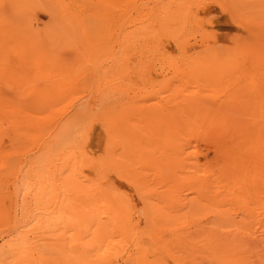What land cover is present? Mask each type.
Segmentation results:
<instances>
[{
    "label": "rangeland",
    "instance_id": "rangeland-1",
    "mask_svg": "<svg viewBox=\"0 0 264 264\" xmlns=\"http://www.w3.org/2000/svg\"><path fill=\"white\" fill-rule=\"evenodd\" d=\"M0 135V264H264V0H0Z\"/></svg>",
    "mask_w": 264,
    "mask_h": 264
},
{
    "label": "bare ground",
    "instance_id": "bare-ground-1",
    "mask_svg": "<svg viewBox=\"0 0 264 264\" xmlns=\"http://www.w3.org/2000/svg\"><path fill=\"white\" fill-rule=\"evenodd\" d=\"M233 19H234V18H233ZM234 20H235V19H234ZM56 96H57V95H56ZM56 96H55V97H56ZM52 97H53V96H52ZM55 97H54V98H55ZM57 97H58V99H55V101H57V100L61 101L60 99L63 98V96H62V98H59V96H57ZM41 98H42V97H41ZM44 98H45V97H44ZM48 98H49V97H48ZM48 98H47V99H43V98H42V99H43V102H47V101H49V100L51 99V98H49V100H48ZM54 98H53V99H54ZM39 100H40V99H39ZM105 100H106V99H105ZM108 100H109V99H108ZM108 100L106 101V103H108ZM41 101H42V100H41ZM41 101H39V102H41ZM55 101H54V102H55ZM59 101L55 102V104L58 103ZM39 102L36 101V103H38V104H39ZM34 103H35V101H34ZM36 103H35V105H36ZM41 103H42V102H41ZM49 103H50V101L48 102V104L46 103L47 105H45V104H44V105H45V106H48V105L51 106V104H52L53 102H51L50 104H49ZM79 103H80V102H79ZM104 103H105V102H104V100H103V105H104ZM38 104H37V105H38ZM42 104H43V103H42ZM55 104H53V105H55ZM81 104H82V102H81ZM99 104H100V103H99ZM99 104H98V105H99ZM108 104H109V103H108ZM79 105H80V104H79ZM83 105H84V104L80 105L81 108H82ZM98 105H97V106H98ZM101 105H102V104H101ZM103 105H102V107H103ZM38 106H39V105H38ZM42 106H43V105H42ZM45 106H43L44 109H46ZM80 106H77V108L79 109ZM86 106H87V105H86ZM36 107H37V106H35V108H36ZM52 107H53V106H52ZM88 107H89V106H88ZM90 107H91V106H90ZM9 108H10V107H9ZM19 108H21V106H20ZM22 108H23V107H22ZM35 108H34V109H35ZM75 108H76V107H75ZM77 108H76V109H77ZM83 108H85V106H83ZM83 108H82V109H83ZM86 108H87V107H86ZM96 108H99V107H96ZM34 109H33V110H34ZM38 109H39V107H38ZM76 109H74V110H76ZM78 109H77V110H78ZM82 109H81V110H82ZM101 109H102V108H101ZM54 110H55V109H54ZM54 110H53V111H54ZM83 110H84V109H83ZM107 110H108V107H107ZM19 111H21V109H20ZM19 111H18V113H19ZM26 111H27V110H25L24 112H26ZM51 111H52V110H51ZM102 111H103V110H102ZM109 111H113V109H112V110L110 109V110H108L107 112H109ZM29 112H30V111H29ZM29 112H28V115L30 114ZM39 112H40V111H39ZM41 112H42V111H41ZM81 112H82V111H81ZM105 112H106V111H105ZM107 112H106V114H107ZM34 113H35V112H34ZM36 113H38V112H36ZM47 113H48V116H49V111H47ZM50 113H51V112H50ZM98 113H99V112H98ZM44 114H45V113H44ZM51 114H52V113H51ZM26 115H27V114H26ZM45 115H46V114H45ZM97 115H98V114H97ZM108 115H109V113H108ZM108 115H107V116H108ZM111 115H112V114H111ZM113 115H114V114H113ZM113 115H112V117L110 118L111 120H113ZM22 116H23V114H22ZM79 116H80V115H79ZM79 116H78V117H79ZM100 116H101V115H100ZM100 116H98V117L100 118ZM114 116H115V115H114ZM15 117L17 118V116H15ZM32 117H34V116H32ZM39 117H40V116H39ZM39 117L37 116V118H39ZM41 117H42V116H41ZM96 117H97V116H96ZM16 118H15V119H16ZM19 118H20V117H19ZM19 118H17V119L19 120ZM29 118H30V116H29ZM79 118H80V117H79ZM104 118H105V117H104ZM22 119H23V118H22ZM105 119H106V118H105ZM114 119H115V118H114ZM20 120H21V119H20ZM20 120H19V122H20ZM30 120H31V119H30ZM30 120H29V121H30ZM33 120H34V119H33ZM35 120H36V119H35ZM39 120H40V119H39ZM103 120H104V119H103ZM41 121H42V120H41ZM100 121H101V120H100ZM107 121H108V120H107ZM107 121H106V122H107ZM113 121H114V120H113ZM16 122H17V121H16ZM31 122H32V121H30V124L32 125L34 122H33V123H31ZM108 122H109V121H108ZM110 122H111V121H110ZM110 122H109V123H110ZM20 123H22V122H20ZM36 123H37V122H36ZM102 123H103V122H102ZM114 123H115V121H114ZM115 124H116V123H115ZM20 125H21V124H20ZM34 125H35V123H34ZM104 125H105V124H104ZM61 126H62V125H61ZM61 126H60V127H61ZM30 127H31V126H30ZM109 127H111V126L109 125ZM112 127H113V125H112ZM90 128H92V127H90ZM116 128H117V127H116ZM29 129H31V128H29ZM32 129H33V128H32ZM32 129H31V130H32ZM99 129H100V128H99ZM111 130H112V129H111ZM111 130H110V131H111ZM43 131H44V130H43ZM57 131H58V130H57ZM59 131H60V130H59ZM62 131H63V129L61 130V132H62ZM101 131H102V130H101ZM48 132H49V131H48ZM48 132H47V133H48ZM64 132H65V131H64ZM52 133H54V131H53ZM59 133H60V132H59ZM59 133H58V134H59ZM65 133H66V132H65ZM96 133H97V132H96V130H95V134H96ZM112 133H113V130H112ZM30 134H31V132H30ZM39 134H40V133H39ZM39 134H38V135H39ZM59 135H60V134H59ZM64 135H65V134H64ZM0 136H1V135H0ZM100 136H101V135H100ZM120 136H121V135H120ZM47 137H48V135H47ZM28 138H29V135H28ZM31 138H32V137H31ZM48 138H49V137H48ZM51 138H52V137H51ZM115 139H116V138H115ZM0 140H1V137H0ZM33 140H34V139H32V142H33ZM87 140H88V139H87ZM92 140H93V139H92ZM94 140H95V139H94ZM108 140H109V139H108ZM111 140H112V139H111ZM46 141H47V140H46ZM46 141H43V142H46ZM95 141H96V140H95ZM99 141H100V140H99ZM123 141H124V140H123ZM1 142H2V141H1ZM34 142H35V141H34ZM48 142H49V141H48ZM48 142H47V143H48ZM111 142H112V141H111ZM87 143H88V142H87ZM113 143H114V141H113ZM43 144H45V143H43ZM49 144H50V143H49ZM53 144H54V143H53ZM63 144H64V143H63ZM89 144H90V143H89ZM106 144H107V143H106ZM0 145H1V144H0ZM8 145H9V144H8ZM8 145H7V146H8ZM58 145H59V143H58ZM114 145H116V144H113L112 147H114ZM124 145H125V144H124ZM90 146H91V145H90ZM97 146H98V145H97ZM109 146H110V143H109ZM1 147H2V146H1ZM1 147H0V148H1ZM3 147L5 148L6 146H3ZM3 147L1 148V150L4 149ZM50 147H51V146H50ZM105 147H106V146H104V148H105ZM112 147H110V148H112ZM115 147H116V146H115ZM43 148H46V145H45V147H43ZM43 148H42V151H43ZM47 148H49V147L47 146ZM94 148L96 149V147H94ZM104 148H103V149H104ZM6 149H7V148H6ZM113 149H114V148H113ZM115 149H116V148H115ZM115 149H114V150H115ZM48 150H49V149H48ZM99 150H100V149H99ZM42 151H41V152H42ZM89 151H90V150H89ZM89 151H88V153H90ZM93 151H94V150H93ZM95 151H96V150H95ZM95 151H94V152H95ZM105 151H106V150H105ZM111 151H112V150H111ZM41 152H40V150H39V153H41ZM83 152H84V151H83ZM99 152H101V151H99ZM113 152H114V151H113ZM43 153H45V151H44ZM43 153L41 154V156L44 155ZM110 153H112V152H110ZM110 153H109V154H110ZM46 154H47V157H48L49 155H48L47 152H46ZM51 154H52V153H51ZM90 154H91V153H90ZM100 154H101V153H100ZM113 154H114V153H113ZM39 155H40V154H39ZM86 155H87V154H86ZM86 155H85V156H86ZM71 156H73V155H71ZM47 157H46V158H47ZM34 158H35V157H34ZM38 158H40V157L38 156ZM42 158H43V157H42ZM44 158H45V157H44ZM91 158H92V157H91ZM109 158H110V157H109ZM109 158H108V161H109ZM115 158H116V156H115ZM92 159H93V158H92ZM102 159H103V158H102ZM37 161H38V159H36V161H34V162H37ZM45 161H46V159H45ZM104 161H105V159H104ZM106 161H107V159H106ZM116 161H117V159H116ZM52 162H53V161H52ZM70 162H71V161H70ZM101 162H102V161H101ZM112 162H114V161H112ZM39 163H40V162H39ZM42 163H43V162H42ZM54 163H55V162H54ZM97 163H98V162H97ZM30 164L32 165L33 163H31V161H30ZM51 164H53V163H51ZM67 164H68V163H66V165H67ZM72 164H73V163L71 162V166H72ZM110 164H111V163H110ZM114 164H115V162H114ZM116 164H117V163H116ZM31 165H30V168H31ZM38 165H39V164H38ZM38 165H37V168H38V167H41V163H40V166H38ZM45 165H46V164H45ZM47 165H48V162H47ZM47 165H46V166H47ZM66 165H63V166H66ZM33 166H35V164H33ZM42 166L44 167V164H43ZM111 166H112V165H111ZM115 166H116V165H115ZM28 167H29V166H27V168H28ZM43 167H41V168H43ZM47 167H48V166H47ZM51 167H52V166H51ZM72 167H73V166H72ZM98 167H99V165H98ZM101 167H102V166H101ZM104 167H105V166H104ZM116 167H117V166H116ZM116 167H115V168H116ZM33 168H34V167H33ZM35 168H36V167H35ZM35 168H34V169H35ZM41 168H40V169H41ZM69 168H70V167H69ZM115 168H114V169H115ZM38 169H39V168H38ZM62 169H63V168H62ZM62 169L59 168L58 170H62ZM65 169H66V167H65ZM98 169H100V168H98ZM118 169H119V168H118ZM31 170H32V172L34 173L33 169H31ZM36 170H37V169H36ZM43 170H45V167L43 168ZM43 170H42V171H43ZM50 170H54V169H50ZM72 170H73V169H72ZM108 170H109V169H108ZM28 171H29V169H28ZM38 171H39V170H37V171L35 172V176H36V173H37ZM40 171H41V170H40ZM40 171H39V172H40ZM42 171H41V172H42ZM48 171H49V170H48ZM64 171H65V170H64ZM64 171H63V172H64ZM97 171H98V170H97ZM109 171H111V170H109ZM17 172H18V171H17ZM24 172H26V171H24ZM24 172H23V173H24ZM41 172H40V174H41ZM46 172H47V171H46ZM72 172H73V171H72ZM99 172H100V171H99ZM116 172H117V171H115V173H116ZM49 173L51 174V172H48V174H49ZM60 173H61V172H60ZM75 173H76V172H75ZM108 173H109V172H108ZM38 174H39V173H38ZM48 174H46V175H48ZM53 174H54V173H53ZM61 174H62V173H61ZM63 174H64V173H63ZM69 174H70V173H69ZM100 174H101V173H100ZM112 174H113V173H112ZM112 174H111V175H112ZM22 175H23V174H22ZM26 175H28V174L26 173ZM72 175H73V173H72ZM80 175H81V174H80ZM23 176H25V173H24ZM23 176H21V177H23ZM31 176H32V174L30 175V177H31ZM48 176H49V175H48ZM48 176H47V177H48ZM73 176H74V175H73ZM75 176H76V174H75ZM77 176H78V175H77ZM83 176H84V175H83ZM99 176H100V175H99ZM114 176H115V174H114ZM25 177H26V176H25ZM25 177H23V178L25 179ZM40 177H41V176H40ZM100 177H101V176H100ZM23 178H22V180H21V184H22L23 181H26V182H24L25 184L29 183V182H27V181L30 179L29 176H28V178L26 177V178H27L26 180H24ZM36 178H37V177H36ZM73 178H74V177H73ZM75 178H76V177H75ZM64 179H66V176H65ZM79 179H80V178H79ZM81 179H82V178H81ZM39 180H40V178H39ZM66 180H67V179H66ZM76 180H77V178H76ZM76 180H75V182H76ZM82 180H83V179H82ZM29 181H30V180H29ZM40 181H41V180H40ZM43 181H44V180H43ZM78 181H81V180H78ZM78 181H77V182H78ZM84 181H85V180H84ZM89 181H90V180H89ZM99 181H100V180H99ZM41 182H42V181H41ZM44 182H45V181H44ZM72 182H73V181H72ZM77 182H76V183H77ZM82 182H83V181H82ZM82 182H80V183H82ZM85 182H86V181H85ZM100 182H101V181H100ZM37 183H39L38 178H37ZM42 183H43V182H42ZM42 183H41V184H42ZM91 183H92V182H91ZM25 184H23V185H25ZM41 184H40V185H41ZM45 184H46V182H45ZM89 184H90V183H89ZM92 184H93V183H92ZM37 185L40 186L39 184H37ZM77 185H79V184H77ZM80 185H81V184H80ZM86 185H88V184H86ZM86 185H84V187L87 188L86 190H88L89 187H87ZM43 186H44V184H43ZM92 186H93V185H91L90 188H92ZM94 186H95V185H94ZM40 187H41V186H40ZM73 187H74V186H73ZM79 187H80V186H79ZM81 187H82V185H81ZM38 188H39V187H38ZM42 188H43V187H42ZM42 188H41V189H42ZM96 188L98 189V187H95V188H94L95 191H97ZM39 190H40V188H39ZM75 190H76V189H75ZM94 190H93V188L91 189L92 192H93ZM101 190H102V189H101ZM44 191H45V190H44ZM80 191H81V189H80ZM91 191H90V192H91ZM98 191H99V189H98ZM118 210H119V209H118ZM116 212H117V211H116ZM115 214H116V213H115ZM118 214H119V213H118ZM115 216H116V215H115ZM116 220H117V221H120L119 219H116ZM117 224H118V223H117ZM119 224H120V223H119ZM118 228L122 229V226H121V225H118ZM14 238L16 239V237H14ZM18 240H19V239H18Z\"/></svg>",
    "mask_w": 264,
    "mask_h": 264
}]
</instances>
